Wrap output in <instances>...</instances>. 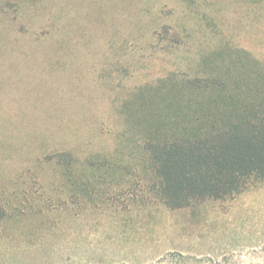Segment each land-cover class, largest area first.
I'll return each mask as SVG.
<instances>
[{
	"label": "rangeland",
	"instance_id": "rangeland-1",
	"mask_svg": "<svg viewBox=\"0 0 264 264\" xmlns=\"http://www.w3.org/2000/svg\"><path fill=\"white\" fill-rule=\"evenodd\" d=\"M223 46L264 63V0H0V264H264V181L180 210L128 193L123 100Z\"/></svg>",
	"mask_w": 264,
	"mask_h": 264
},
{
	"label": "trees",
	"instance_id": "trees-1",
	"mask_svg": "<svg viewBox=\"0 0 264 264\" xmlns=\"http://www.w3.org/2000/svg\"><path fill=\"white\" fill-rule=\"evenodd\" d=\"M199 62V73L170 70L121 104L127 155L140 166L128 193L149 210L232 201L264 181V63L233 46L210 48ZM153 260L206 263L176 249Z\"/></svg>",
	"mask_w": 264,
	"mask_h": 264
}]
</instances>
